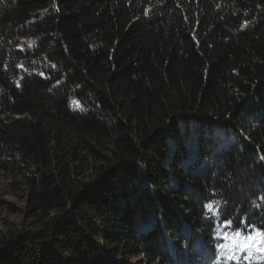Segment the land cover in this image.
Instances as JSON below:
<instances>
[{"label":"trees","instance_id":"16d2710c","mask_svg":"<svg viewBox=\"0 0 264 264\" xmlns=\"http://www.w3.org/2000/svg\"><path fill=\"white\" fill-rule=\"evenodd\" d=\"M0 175V264H211L264 231V0H0Z\"/></svg>","mask_w":264,"mask_h":264},{"label":"rangeland","instance_id":"374dc122","mask_svg":"<svg viewBox=\"0 0 264 264\" xmlns=\"http://www.w3.org/2000/svg\"><path fill=\"white\" fill-rule=\"evenodd\" d=\"M6 180L0 175V201L10 203L14 208L20 210L23 207V202L20 199L22 193L10 189L6 185ZM2 219L8 222L20 223L21 215L19 213L4 211ZM230 235L228 233H219L221 246L216 251L211 264H264V252H255L249 258L247 252L238 251L236 248L229 250L228 247H222V245H228L229 241L227 237Z\"/></svg>","mask_w":264,"mask_h":264},{"label":"snow or ice","instance_id":"6c2138e0","mask_svg":"<svg viewBox=\"0 0 264 264\" xmlns=\"http://www.w3.org/2000/svg\"><path fill=\"white\" fill-rule=\"evenodd\" d=\"M218 204L219 201H210L203 207L205 211L212 213ZM230 223V221H226L223 226L227 227ZM227 238L228 245H222V247H228L229 250L236 248L238 251L247 252L249 258L255 252H264V231L254 230L246 235L240 231H233Z\"/></svg>","mask_w":264,"mask_h":264}]
</instances>
